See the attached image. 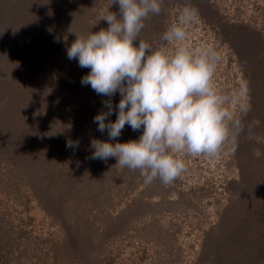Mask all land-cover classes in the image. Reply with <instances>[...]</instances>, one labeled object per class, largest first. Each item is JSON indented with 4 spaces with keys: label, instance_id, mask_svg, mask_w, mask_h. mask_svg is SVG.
<instances>
[{
    "label": "rangeland",
    "instance_id": "obj_1",
    "mask_svg": "<svg viewBox=\"0 0 264 264\" xmlns=\"http://www.w3.org/2000/svg\"><path fill=\"white\" fill-rule=\"evenodd\" d=\"M108 3L0 0V264H264V0H163L145 21L139 39L159 48L190 4L187 46L221 56L214 87L245 86L225 106L235 142L185 156L170 185L91 159L93 140H108L93 122L107 97L81 85L89 69L67 47L108 27ZM141 134L126 125L118 141Z\"/></svg>",
    "mask_w": 264,
    "mask_h": 264
},
{
    "label": "clouds",
    "instance_id": "obj_2",
    "mask_svg": "<svg viewBox=\"0 0 264 264\" xmlns=\"http://www.w3.org/2000/svg\"><path fill=\"white\" fill-rule=\"evenodd\" d=\"M114 4L118 12L110 11ZM162 4L163 0H109L99 19L108 27L87 35L74 33L67 58L89 69L82 86L107 97L93 122L100 133L107 131L108 140H93L91 159L107 162L115 157L116 165L138 170L145 183L158 179L170 185L187 170L185 156L215 157L230 138L235 142L240 121L225 106L243 94L245 86L232 97L214 87L221 56L211 45L187 46V29L198 17L190 4L162 33L161 47L139 39L145 21L159 15ZM169 42L175 46L168 47ZM117 93L120 99L114 105ZM126 125L133 132L142 129L138 139L118 141ZM67 147L78 143L69 141Z\"/></svg>",
    "mask_w": 264,
    "mask_h": 264
}]
</instances>
